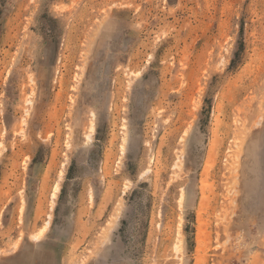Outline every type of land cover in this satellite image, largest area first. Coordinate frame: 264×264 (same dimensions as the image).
<instances>
[{"label": "rangeland", "instance_id": "obj_1", "mask_svg": "<svg viewBox=\"0 0 264 264\" xmlns=\"http://www.w3.org/2000/svg\"><path fill=\"white\" fill-rule=\"evenodd\" d=\"M0 264H264V0H0Z\"/></svg>", "mask_w": 264, "mask_h": 264}, {"label": "bare ground", "instance_id": "obj_2", "mask_svg": "<svg viewBox=\"0 0 264 264\" xmlns=\"http://www.w3.org/2000/svg\"><path fill=\"white\" fill-rule=\"evenodd\" d=\"M41 253V252H40ZM37 255V254H36Z\"/></svg>", "mask_w": 264, "mask_h": 264}]
</instances>
